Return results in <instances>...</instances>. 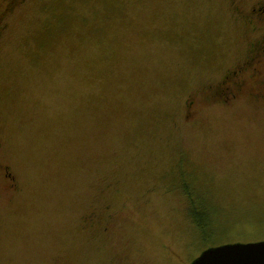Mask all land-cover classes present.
<instances>
[{
	"label": "rangeland",
	"instance_id": "rangeland-1",
	"mask_svg": "<svg viewBox=\"0 0 264 264\" xmlns=\"http://www.w3.org/2000/svg\"><path fill=\"white\" fill-rule=\"evenodd\" d=\"M234 12L20 0L2 15L0 161L18 187L9 200L0 175V264H188L264 239V104L183 106L246 53L253 26ZM90 204L103 217L83 227Z\"/></svg>",
	"mask_w": 264,
	"mask_h": 264
},
{
	"label": "flooded vegetation",
	"instance_id": "flooded-vegetation-1",
	"mask_svg": "<svg viewBox=\"0 0 264 264\" xmlns=\"http://www.w3.org/2000/svg\"><path fill=\"white\" fill-rule=\"evenodd\" d=\"M19 1L0 0V8H2L0 10V20L2 15ZM255 2L256 0L250 2H247V0L232 1L235 9L234 13L247 25L251 24L253 26L251 31L254 35L249 41L248 49L240 62L225 69L216 81H207L195 92L188 94L183 105L188 117L194 115L198 106L204 105V103L230 106L247 98L253 100L254 103L261 102L264 104V71L261 64L264 56V7H258ZM256 14L261 15L257 16ZM0 175L4 181L1 192L8 195L7 197L10 200L12 196L9 193L17 190L18 182L9 163L0 161ZM90 206L87 210L88 214L83 215V227L93 226L94 219L104 212L95 204H90ZM55 264L66 263H59L57 258Z\"/></svg>",
	"mask_w": 264,
	"mask_h": 264
},
{
	"label": "water",
	"instance_id": "water-1",
	"mask_svg": "<svg viewBox=\"0 0 264 264\" xmlns=\"http://www.w3.org/2000/svg\"><path fill=\"white\" fill-rule=\"evenodd\" d=\"M188 264H264V239L212 245Z\"/></svg>",
	"mask_w": 264,
	"mask_h": 264
},
{
	"label": "trees",
	"instance_id": "trees-1",
	"mask_svg": "<svg viewBox=\"0 0 264 264\" xmlns=\"http://www.w3.org/2000/svg\"><path fill=\"white\" fill-rule=\"evenodd\" d=\"M233 0H230L232 2ZM259 6L264 7V0H256V2ZM189 220L193 223L194 229L197 230L201 237L205 238L207 235V226H208V220L204 212H196L193 209H189L188 216ZM249 242V241H248ZM206 248V247H204ZM203 248V249H204ZM57 259H55L56 262Z\"/></svg>",
	"mask_w": 264,
	"mask_h": 264
}]
</instances>
